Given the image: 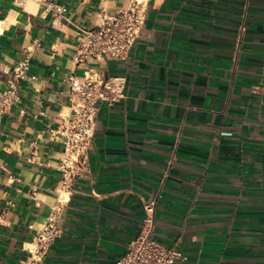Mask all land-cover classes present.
I'll use <instances>...</instances> for the list:
<instances>
[{"label": "crops", "instance_id": "crops-1", "mask_svg": "<svg viewBox=\"0 0 264 264\" xmlns=\"http://www.w3.org/2000/svg\"><path fill=\"white\" fill-rule=\"evenodd\" d=\"M130 1L0 0V95L39 44L20 104L0 111V264H22L54 213L42 264H116L151 201L181 263L264 264V0H143L127 60L77 65L83 30ZM86 71L125 78L126 97L99 103L89 166L63 189L55 131Z\"/></svg>", "mask_w": 264, "mask_h": 264}, {"label": "built area", "instance_id": "built-area-1", "mask_svg": "<svg viewBox=\"0 0 264 264\" xmlns=\"http://www.w3.org/2000/svg\"><path fill=\"white\" fill-rule=\"evenodd\" d=\"M147 4L143 0H131L126 9L114 15H99L94 28L83 30L84 38L74 60L85 64L90 58L127 60L141 37L147 18ZM56 10L57 16L65 12ZM25 48V59L17 64L9 76L8 86L0 95V111L5 112L20 104L21 81L30 70V58L35 48ZM68 95L71 116L55 131L64 140V152L58 171L63 189H70L82 177L89 166V154L93 146L99 103L110 105L126 97V80L122 77L105 78L99 72L86 71L83 76L71 75L68 79ZM155 206L145 204L146 218L142 232L128 246L126 253L116 264H183L176 247L159 243L155 238ZM56 214H52L37 231L27 248L29 256L22 264H42L43 258L59 235Z\"/></svg>", "mask_w": 264, "mask_h": 264}]
</instances>
